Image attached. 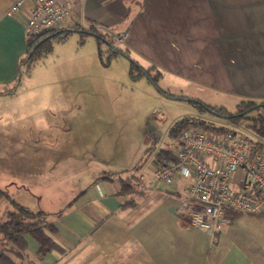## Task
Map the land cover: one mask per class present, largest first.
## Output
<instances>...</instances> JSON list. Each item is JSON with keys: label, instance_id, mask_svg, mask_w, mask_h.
I'll return each mask as SVG.
<instances>
[{"label": "crops", "instance_id": "0c3cea01", "mask_svg": "<svg viewBox=\"0 0 264 264\" xmlns=\"http://www.w3.org/2000/svg\"><path fill=\"white\" fill-rule=\"evenodd\" d=\"M59 1L72 5L60 29L89 31L84 38H96L99 51L102 44L112 51L115 45L140 68L160 74L158 84L264 101V0ZM14 2L0 0V105L17 95L28 52V12L11 15ZM139 80L151 83L146 76ZM48 130L34 127L35 134ZM77 163L85 172L62 176L74 184L58 196L60 209L41 210L51 215L60 250L41 256L38 242L27 236L23 264H264V214L238 215L211 235L182 215L188 197L182 179L153 187L135 173V186L142 185L124 194L119 180L102 177L123 172L125 179L129 168H111L96 153Z\"/></svg>", "mask_w": 264, "mask_h": 264}, {"label": "rangeland", "instance_id": "374dc122", "mask_svg": "<svg viewBox=\"0 0 264 264\" xmlns=\"http://www.w3.org/2000/svg\"><path fill=\"white\" fill-rule=\"evenodd\" d=\"M86 39L74 34L55 43L53 51L23 76L17 95L0 105V189L12 200H0V222L14 210L12 202L35 212L58 211V196L63 199L74 184L62 176L83 174L77 162L93 153L111 168H129L128 177L136 173L145 183L157 186L153 182L156 155L162 149L175 151L170 132L184 118L230 128L257 140L249 119L234 124L210 111L202 112L195 104L235 113L241 102L250 100L164 81L154 85L134 80L131 59H115L106 45L98 50L96 38ZM124 59L129 68L122 64ZM253 102L262 105L263 101ZM257 113L264 116V108L248 115ZM45 126L48 131L34 133V127ZM56 173L59 176L54 178ZM135 180L134 191L142 185L135 186Z\"/></svg>", "mask_w": 264, "mask_h": 264}, {"label": "built area", "instance_id": "2783aa9c", "mask_svg": "<svg viewBox=\"0 0 264 264\" xmlns=\"http://www.w3.org/2000/svg\"><path fill=\"white\" fill-rule=\"evenodd\" d=\"M24 10L28 12L26 34H41L60 28L72 5L59 0H15L10 14ZM175 148L177 162H156L154 181L168 186L177 179L186 182L188 197L181 213L190 226L216 235L233 224L230 214H264L262 144L233 129L211 133L189 127Z\"/></svg>", "mask_w": 264, "mask_h": 264}, {"label": "trees", "instance_id": "16d2710c", "mask_svg": "<svg viewBox=\"0 0 264 264\" xmlns=\"http://www.w3.org/2000/svg\"><path fill=\"white\" fill-rule=\"evenodd\" d=\"M74 30H79L82 38H84L85 35L88 34L87 32H89L85 31L81 27H73L70 29L58 28L46 33L28 35V52L22 62L21 78H23L24 75H29L33 65L38 59L45 57L53 51L55 43H63L69 39ZM92 32L97 34L95 31ZM99 38L102 37L99 36ZM111 52L114 57L116 52L112 50ZM124 54L127 55L126 52H124ZM151 72V69L140 68L136 63H133L131 67V76L134 80L139 79L142 76H146L150 82L157 85L160 74L152 75ZM18 83H20V80ZM163 93L170 95L165 91H163ZM195 104H197L202 112H206L207 109H211L216 113L228 116V120L234 124H238L241 119H249L251 121L249 127L257 138L256 141L264 146V116L257 113V115L250 118L248 115L253 111H261L264 108V101L261 103L262 105H258V103L253 101H243L239 104L235 113H230L224 108L219 109L210 107L204 105L202 102H195ZM189 127L203 128L211 133H222L230 129L216 127L200 119L184 118L178 121L170 132V136L174 139L175 143L179 139L182 132ZM156 162L167 165L175 164L177 162V158L175 156L174 148L160 150L156 155ZM140 167L141 165L135 168L134 172H137ZM122 173L123 172L105 174L102 179L110 181H114L115 179L119 180L122 184L123 193L131 194L134 192L135 179L138 178L131 175L123 179L121 175ZM2 199L12 201L10 196L5 191L0 189V200ZM12 203L14 205V210L8 212L5 220L0 222V264H23V260L27 255V236L34 238L38 242V254L41 256L60 250L59 246L52 238V235L56 232V228L54 224L48 220L51 216L50 214L43 211L34 212L24 206H21L20 204L15 202ZM238 215L241 214H230L233 220Z\"/></svg>", "mask_w": 264, "mask_h": 264}, {"label": "water", "instance_id": "95a60500", "mask_svg": "<svg viewBox=\"0 0 264 264\" xmlns=\"http://www.w3.org/2000/svg\"><path fill=\"white\" fill-rule=\"evenodd\" d=\"M110 47H111L116 53H118L119 55H122V56L127 57V56L124 54V52H123L122 50H120L118 47H116L115 45H110ZM207 111H210L211 113H213V114H215V115H217V116H219V117H223V118H225V119H229L228 116H224V115H221V114H219V113H216V112H214V111L211 110V109H207ZM251 111H253V110H251ZM247 113H249V112H247Z\"/></svg>", "mask_w": 264, "mask_h": 264}]
</instances>
